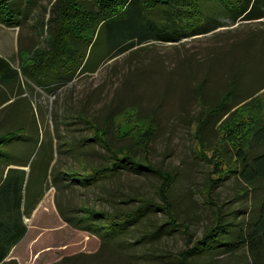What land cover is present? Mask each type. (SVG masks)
Here are the masks:
<instances>
[{"label": "rangeland", "instance_id": "1", "mask_svg": "<svg viewBox=\"0 0 264 264\" xmlns=\"http://www.w3.org/2000/svg\"><path fill=\"white\" fill-rule=\"evenodd\" d=\"M259 1L260 5L264 3ZM93 2L0 0L15 12L14 17L7 16L9 22L18 24L0 22V56L20 72L14 80L0 75V134H5L0 157L28 162V170L34 169L32 187L39 192L34 190L37 193L34 195L42 198L32 216H26L28 234L12 250L6 264H63L65 259L66 264H179L185 235L168 224L158 236H148L139 242L138 237H129L130 245L126 248L112 240L105 246L97 234L69 225L60 215L54 171L51 168L47 171L48 165L68 162V166L80 168V156L96 165L106 161L105 148L86 141L92 130L79 114L109 126L116 145L130 143L122 139L127 133L143 136L150 125L149 118L154 119L158 129L152 143L153 161L176 174L172 191L175 208L180 219L191 225L196 237H201L209 227L218 206H222L227 222L241 225L252 220L253 215L258 216L264 202V181L247 188L233 174L211 197L208 176L213 167L200 155L195 139V120L203 115L198 88H203L207 104L212 105L220 101L234 77L239 79L244 92L260 91L239 109L238 106L221 117L218 124L213 121L205 128L210 140H215L217 128L220 130L219 139L215 145L206 147L207 152L216 154L224 162L223 168H234L235 145H246L253 131L264 124V18L249 21L240 18L234 23L235 11H227L217 0H200L206 26H213L217 19L226 26L168 42L161 40L170 35L168 25L161 21L166 7L157 11L148 9L147 16L153 19L149 26H154L151 35L160 39L136 43L121 51L110 37L111 27L102 23L97 32L85 31V41L94 37V42L91 46L84 42L79 49L77 56L81 61L85 57L86 66L77 68L72 80L62 76L64 73L60 77L46 76L41 81L29 76L38 49L51 45L53 36L48 26L58 25L60 6L69 14L66 25L92 26L87 12ZM138 5L136 2L131 7L132 12ZM234 5L238 6L237 2ZM135 18L138 21V16ZM132 29L124 27L121 33L124 37L121 35L116 41L130 42ZM222 123L230 125L222 129ZM60 140L74 145L75 149L71 147L74 151L59 153ZM263 151V146L254 145L251 155ZM159 181L155 174L135 175L123 170L96 185L68 189V195L88 206L112 209L119 203L130 207L136 202L123 203L125 193L143 192L160 200L155 188ZM165 221L163 211H149L139 224L153 230L154 224ZM237 230L232 229L227 237L232 238ZM203 253L199 257L193 255L199 264H253L247 249L238 254L216 255L209 262L206 261L209 252Z\"/></svg>", "mask_w": 264, "mask_h": 264}, {"label": "trees", "instance_id": "2", "mask_svg": "<svg viewBox=\"0 0 264 264\" xmlns=\"http://www.w3.org/2000/svg\"><path fill=\"white\" fill-rule=\"evenodd\" d=\"M63 1L65 2V0ZM217 1L227 11L229 9L235 11L232 17L234 23H237L240 18L244 21L264 18V3L260 5L259 0H246L242 4L241 0ZM136 2L139 5L134 9V13L131 7ZM199 2L200 0H94V6H89L91 10L87 12L91 17L92 26H85L86 24H82L83 26L66 25L65 22L68 21L69 14L61 5L57 16L58 25L48 26V31L53 36L50 47L44 50L38 49L37 60L30 68L31 70L26 73L38 81L46 76L60 77L58 76L60 73H64L62 76H69L68 81L72 80L75 70L79 67L83 69L86 66L83 62L85 57L82 59L83 61L78 57L80 56L79 49L83 48L84 42L88 46H91L94 42V37L89 38L87 42L85 41V31L92 29L93 32H97L102 23L111 27L110 37L116 43L115 48L118 47L121 51L127 47L135 46L136 43L160 39L151 35L154 26H149V22H153V19L147 16L148 9L155 8V11H157L156 9L166 7L165 17H162L163 20H161L162 18L158 20L168 25L166 28L169 30L170 35L165 39H161L168 42H178L183 37L200 36L226 26L224 22H219L220 19L217 18V22H214L216 26H206ZM234 2H237V8ZM73 6L76 7L72 5V8ZM8 15L10 18L15 16L13 8L5 3H0V22L14 26L18 25L9 22ZM136 16H138V21L135 18ZM124 27L133 28L129 31L130 42L127 44L125 42L128 40L125 39L116 41L122 35ZM51 72L52 75H50ZM1 74L8 75V79L14 80L20 75V72L15 70L8 60L0 56ZM228 86L227 90L221 95L220 101L212 105L207 104L203 88L201 86L198 88L203 115L195 120V139L199 146L200 155L213 167V171H210L208 176V194L211 197L215 195L216 189L231 174L236 175L245 182L247 188L255 187L260 180L264 181V151L254 157L251 155V149L254 148V145L264 147V124L253 131L246 145H235L236 167L234 168H223L224 162H220L216 154L209 153L206 150V147L215 145V142L219 139L220 130L217 128L218 136L215 140H210L205 134V128L211 125L213 121L218 124L221 117L226 116L238 106L237 109H239L243 102L253 99L260 91L244 92L242 90L243 86L237 77L232 78ZM235 114L236 112L234 116ZM79 115L82 120L89 124L92 130V133L86 137V141L97 142L105 148L106 161L96 165L80 156L82 163L80 168L68 166V162L62 165L56 163L48 165L47 171L49 168L52 169V172L54 171L52 178L58 188L56 203L59 213L69 225L97 234L105 246L109 245L112 240L117 245L123 244L128 248L130 245L127 241L129 237H138L137 242H139L148 236H158L162 227L168 224L172 226L173 230H180L185 235V248L180 252L179 264H199L197 259H193V255L199 257L205 251L209 252L206 254V261L209 262L216 255L238 254L242 249H247L250 253L253 264H264V202L259 215H253L252 220L241 225L227 222L222 206H218L214 211L213 221L209 227L201 237H196L191 225L180 219L175 208L172 191L176 182V174L156 165L153 161L152 143L158 129L155 126L154 119L147 117L151 122L143 136L137 137L134 134L127 133L122 139L129 140L130 143L116 145L111 139V128L109 126L98 123L94 118L88 119L85 115ZM229 125L228 123H222L221 127L226 129ZM4 135L0 134V150H2L5 143ZM64 145L66 148H64ZM71 147L75 149L74 145L60 140L58 151L62 154L74 151L71 150ZM140 151L142 155L139 154ZM28 167H30L28 162L11 160L5 156L0 157V264H6V259L12 250L28 234L29 226L25 218L26 216H32L42 199L34 195L39 192L32 187L34 169L31 167L29 171ZM123 170L132 172L135 175L155 174L159 176L160 181L155 184V188L160 200L150 198L143 192L125 193L126 200L122 202L134 201L136 204L130 207H122L118 203V205H114L116 207L110 209L93 205L88 206V204L81 202L77 203L68 195V189H74L76 186L96 185L101 180L117 176ZM115 195L113 193V196ZM33 200H35L34 203ZM149 211H163L166 215V221L161 224H154L155 229L153 230L146 229L147 226H141L139 223ZM236 228L238 230L229 239L227 237L229 232ZM66 263L67 260L65 259L63 264Z\"/></svg>", "mask_w": 264, "mask_h": 264}, {"label": "crops", "instance_id": "3", "mask_svg": "<svg viewBox=\"0 0 264 264\" xmlns=\"http://www.w3.org/2000/svg\"><path fill=\"white\" fill-rule=\"evenodd\" d=\"M21 242H22V241H21ZM21 242H20V243H21ZM20 243H19V244H20ZM19 244H18V245H19ZM18 245H17V246H18ZM17 246H16V247H17ZM16 247H15V248H16ZM15 248H14V249H15Z\"/></svg>", "mask_w": 264, "mask_h": 264}]
</instances>
